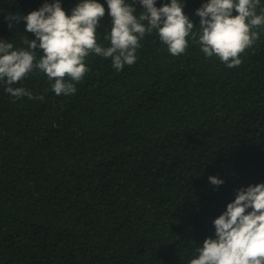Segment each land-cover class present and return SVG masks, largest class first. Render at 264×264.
<instances>
[{"label": "trees", "instance_id": "obj_1", "mask_svg": "<svg viewBox=\"0 0 264 264\" xmlns=\"http://www.w3.org/2000/svg\"><path fill=\"white\" fill-rule=\"evenodd\" d=\"M45 2L0 0V40L26 48L34 35L23 21L10 29L6 16ZM60 2L70 14L79 0ZM97 2V42L107 47L111 17ZM206 2L185 0L194 24ZM257 31L236 68L191 40L172 56L154 31L120 71L90 54L74 95H55L39 72L13 86L43 100L15 99L0 84V264H189L237 190L264 183Z\"/></svg>", "mask_w": 264, "mask_h": 264}, {"label": "clouds", "instance_id": "obj_2", "mask_svg": "<svg viewBox=\"0 0 264 264\" xmlns=\"http://www.w3.org/2000/svg\"><path fill=\"white\" fill-rule=\"evenodd\" d=\"M106 3L111 17V29L103 36L110 42L107 47L97 42V29L105 15L97 0H79L70 14L60 0H53L27 15H7L10 29L12 21H23L25 31L35 39L26 37L22 41L26 48H14L8 40H0V84L4 91L15 99L43 100V95L34 96L24 87L13 86L39 72L54 81L50 87L55 95H74L75 85L89 72L85 61L90 54L110 58L113 68L120 71L136 62L140 42L154 31L172 56L184 54L191 40L206 57L215 56L226 67L236 68L242 64L241 55L259 39L257 29L264 28L261 0H207L195 10L199 17L196 24L184 12L185 0H168L160 7H156V0ZM137 5L142 9L138 14ZM209 181L213 186L223 184L214 176ZM213 225L214 238L198 244L189 264H264V183L238 189Z\"/></svg>", "mask_w": 264, "mask_h": 264}]
</instances>
